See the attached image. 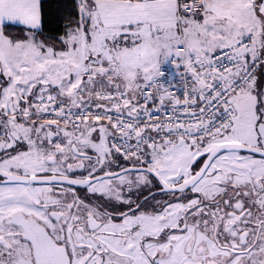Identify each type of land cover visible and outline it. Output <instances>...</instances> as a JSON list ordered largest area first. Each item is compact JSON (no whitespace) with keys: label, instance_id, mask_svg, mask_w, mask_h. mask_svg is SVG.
<instances>
[{"label":"snow or ice","instance_id":"1","mask_svg":"<svg viewBox=\"0 0 264 264\" xmlns=\"http://www.w3.org/2000/svg\"><path fill=\"white\" fill-rule=\"evenodd\" d=\"M0 0V264H264V0Z\"/></svg>","mask_w":264,"mask_h":264},{"label":"trees","instance_id":"2","mask_svg":"<svg viewBox=\"0 0 264 264\" xmlns=\"http://www.w3.org/2000/svg\"><path fill=\"white\" fill-rule=\"evenodd\" d=\"M73 0H45V10L50 28H59L62 31L61 21L66 14V8H69Z\"/></svg>","mask_w":264,"mask_h":264}]
</instances>
